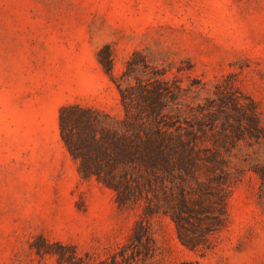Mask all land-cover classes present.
<instances>
[{"label":"rangeland","instance_id":"obj_1","mask_svg":"<svg viewBox=\"0 0 264 264\" xmlns=\"http://www.w3.org/2000/svg\"><path fill=\"white\" fill-rule=\"evenodd\" d=\"M113 76L134 52L149 56L193 96L218 88L251 99L264 126V0H0V264H56L37 240L104 259L130 243L140 211L83 179L61 140L68 104L121 118ZM264 166V140L244 147ZM228 223L211 248L191 251L174 224L150 219L154 253L133 264H264V183L249 170L227 198Z\"/></svg>","mask_w":264,"mask_h":264},{"label":"trees","instance_id":"obj_2","mask_svg":"<svg viewBox=\"0 0 264 264\" xmlns=\"http://www.w3.org/2000/svg\"><path fill=\"white\" fill-rule=\"evenodd\" d=\"M98 61L116 85L121 118L77 104L60 108L61 140L83 179L113 191L119 208L138 209L130 243L104 258L40 239L31 247L56 264H133L152 255L150 219L168 218L191 251L211 248V237L228 223L227 198L249 170L264 183V166H248L244 147L264 140L251 99L218 88L199 103L195 85L183 88L167 70L137 51L119 77L109 47Z\"/></svg>","mask_w":264,"mask_h":264}]
</instances>
